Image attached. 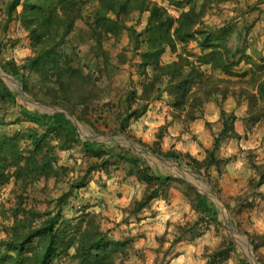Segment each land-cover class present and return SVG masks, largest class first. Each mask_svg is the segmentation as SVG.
Returning a JSON list of instances; mask_svg holds the SVG:
<instances>
[{"label": "trees", "instance_id": "16d2710c", "mask_svg": "<svg viewBox=\"0 0 264 264\" xmlns=\"http://www.w3.org/2000/svg\"><path fill=\"white\" fill-rule=\"evenodd\" d=\"M161 1L0 0L6 18L1 30L6 34L12 21H20L33 51L21 62L2 60L3 69L37 100L64 109L47 114L19 105L17 94L0 77L2 104L18 106V121L33 124L27 130L0 133V189L14 182L13 192L17 195L16 205L1 211L7 236L0 240V264H126L134 244L131 237L115 238L111 229L103 228L101 215L89 211V206L73 218L64 215L66 207L74 208L77 192L88 186L93 173L104 171L110 175L120 166L127 169L128 177L135 176L144 185L142 197L125 210L126 222L131 217L138 219L155 200L168 199L174 181L186 186L185 195L197 219L177 226L168 249L164 247L168 232L160 237L157 251L164 256L177 243L196 240L212 225L225 227L210 196L182 178L157 172L135 149L83 138L67 113L97 128V132H101L97 127L100 120L106 123V115L112 114L116 134H125L153 153L205 175L218 189V179L212 178L211 171L215 168L221 178L231 160L220 155L222 143L239 137V117L224 108L225 102L233 97L238 105H248L243 117L247 131L264 124V59H255L248 41L255 22L248 24L247 19L240 24L237 18H231L224 25H213L206 21L209 10L227 2L242 4V0ZM164 2L181 8L180 15L174 16ZM261 3L263 0L250 5L249 13ZM136 13H148L142 30L130 24ZM79 21L84 26H79ZM125 33L130 38L129 48L140 57L139 82L137 86L129 85L116 100L106 94L105 82L115 68L106 42L112 38L118 42ZM82 46L90 48L86 52ZM168 51L176 55L169 62L164 59ZM128 59L123 56L121 63ZM243 63L251 67L239 73L237 68ZM165 97L170 100L173 121L185 128L203 118L211 102L220 106L223 129L204 158L176 149L165 150L160 141L150 145L130 132L131 123L145 116L153 102ZM163 136L159 134V138ZM78 147L88 162L83 175L73 179L57 200L51 199L55 203L49 202L46 211L27 205L30 188L42 179L60 183L66 175L68 168L60 165L59 152ZM250 163L255 175L249 179L244 194L225 200L234 214L241 215L264 202V161L251 155ZM204 224L208 227L203 228ZM246 234L258 261L264 264V233L250 230ZM205 253V264H228L234 256L242 264H250L232 235L225 236L213 249L206 247ZM156 262L162 264L160 258Z\"/></svg>", "mask_w": 264, "mask_h": 264}, {"label": "rangeland", "instance_id": "374dc122", "mask_svg": "<svg viewBox=\"0 0 264 264\" xmlns=\"http://www.w3.org/2000/svg\"><path fill=\"white\" fill-rule=\"evenodd\" d=\"M153 1H159L162 3L161 0H153ZM242 4L234 3V2H227L223 3L220 6H217L211 10H209L206 21L209 24L213 25H224L227 21H229L231 18H237L239 23L242 24L245 20H248V24L252 23V12L249 13L248 7L255 4H250L247 2V0H242ZM164 4L170 9V12L174 16H179L182 9L171 6L168 2H164ZM243 16V17H242ZM148 13L139 14L136 13L131 21L130 24H134L137 26L139 30H142L146 23H147ZM5 16L3 14V11L0 9V77L6 82V84L13 90L17 96H18V104L19 105H25L28 109L32 111H39L42 113L47 114H53L57 111H63L64 109L59 108L57 106H53L51 104L41 102L34 98L32 95L28 94L22 83L16 79L15 77L9 75L5 72L3 69L1 62L2 60H10L15 59L18 62L23 61L27 57L31 56L33 54V51L30 46V38L28 35V32H26L21 27V22L18 20H14L11 22V24L16 25L12 28V25L10 24V28L8 30V33L4 34V32L1 30L3 27V24L5 22ZM79 26H84L83 21H79ZM249 34L251 35L250 38H248L250 49L249 52L253 54L255 59L257 61H263L264 59V30L258 32L259 36L256 34V31H250ZM255 38V39H253ZM130 38L125 33L120 41L116 42L113 38L109 39L106 42V48L110 51V57L112 59V62L115 63V68L112 76L105 82V86L107 88L106 94L108 98H114L117 100V98L124 94L126 89L129 87V85L137 86L139 82V76L137 74L138 65L140 62V57L137 54H133L132 50L129 48ZM194 44L192 45V47ZM83 49L87 52L90 48V46H82ZM255 49V52H258L259 54L255 55V52L253 50ZM30 55H29V54ZM28 55V56H27ZM127 56L129 58L125 62L121 63L122 57ZM166 58V59H165ZM176 58L175 54H172L170 51L164 55L165 61L173 60ZM264 63V61H263ZM249 65H246L243 63L240 67L237 68L239 73H242L249 69ZM222 76V74H221ZM165 101H167L168 109L170 110V113L172 112V107L170 100L168 97L164 98ZM159 101V100H157ZM156 102V101H155ZM246 104V103H244ZM243 104V105H244ZM68 115L74 119L76 125L79 128V131L83 138L89 139V140H96L102 143H105L109 146H115L117 144L132 148L138 151L143 155V157L146 159L148 164L152 166L155 170H157L159 173L162 174H175L177 173L178 169L175 167L174 161H165L162 158H160L156 153L150 152L147 150H144V148H147L146 146L140 144L137 140L132 139L128 137L125 134L122 133H115L113 129L114 127V118L112 114L106 115V123L104 120H100L99 125L97 126L100 131L97 132V128L95 129L93 126L78 121L70 112H67ZM10 114V115H9ZM20 116V108L18 106L12 107V105H5L2 104L0 101V133L1 130L7 131V132H13L18 130H27L33 127V124L27 122V121H18ZM243 117V116H242ZM241 119L243 120V118ZM2 118V119H1ZM22 119V118H20ZM244 121V120H243ZM135 121L131 123L130 129L132 128V124H134ZM108 125V126H107ZM223 125V124H222ZM170 126L169 123L163 124L159 128H152V129H168ZM183 126V125H182ZM210 126V124H209ZM213 129V126H210ZM5 128V129H4ZM8 128V129H7ZM191 128V125L189 128ZM144 129H151L150 126L147 124V127L144 126ZM253 129H257V133H260V135L264 134V124H257L256 127ZM147 143V142H146ZM149 144V143H148ZM151 145V144H150ZM148 149V148H147ZM168 149V147H167ZM144 150V151H142ZM254 154H249V157ZM261 157L262 155L258 154L256 155V160L260 161L258 157ZM60 157V165L62 167L68 168V171L66 175L63 177L60 183H57L55 179L45 180L42 179L40 182H38L35 186L30 188L29 194H31L29 197L30 199L27 201V205L29 206H36V208L40 211H46L49 208V202H52L51 204L55 203V199L57 200L62 193H64L66 190L69 189L70 182L73 179H76L77 177H81L85 170L88 167V162L85 159L84 154L81 152V149L76 148L75 150L71 151H62L59 152ZM172 163V165H169ZM98 172L107 174L104 171H97L92 174L90 179L97 176ZM109 176V174H107ZM102 180L101 178H99ZM191 180L196 183L201 191L204 192V194L210 196L215 203L217 204L220 218L224 222V226L215 228V225H212L210 227V230L205 232V234H208V246H205L204 249L199 252L198 255L195 257H192V261H186L184 264H205L206 263V253L205 248L208 247V249H213L216 247L221 240L225 236L232 235L234 239L236 240L238 244L239 251L244 254V256L247 258V260L250 262V264H258V256L254 250V247L251 243V240L249 236L246 234V231H256L260 228L259 225H257V219L258 216L261 214L264 215V203L260 202L258 203V206H255L252 210H245L244 213L241 215L239 214H232L229 211V208L227 207L226 202L224 199L220 196V193L213 185L212 182H210L206 177L200 176L198 174H192ZM91 181V180H90ZM104 182V180H102ZM100 183V182H99ZM99 185V184H98ZM100 186V185H99ZM95 187V186H94ZM93 187V188H94ZM15 188L14 182H10L9 184L5 185L3 188L0 189V240L5 238L7 236V233L5 232L4 227V216L2 215L3 207L8 208L12 207V205H16L17 203V195L13 192ZM104 192L103 190H100ZM87 189H82L77 192L76 200L73 201V207H66L64 210V215L68 218L75 217L85 206L91 207H98L95 203V199L92 198L91 200H87L88 198H85L87 196H81L82 193H86ZM94 194V192H91ZM51 199H54L52 201ZM52 207V206H51ZM99 207H102L99 205ZM88 208V209H89ZM78 211V212H77ZM91 212L98 213L97 210L91 209L89 210ZM254 212V214H253ZM147 221L144 225L139 226V224L132 226L131 223H137L138 219L135 220V217H131L128 222L124 221L113 228H110L113 232V235L117 239L122 238H128L131 237L134 241L133 247H131V253L126 261V264H156L157 259L160 258V261L162 260V264H175L174 261L179 256L180 252L177 250V245L173 247L169 252L168 256H164L163 254L159 253L157 251L159 247V241L160 237L165 235L166 232H168V238L165 242V249H168L171 246L172 240L175 237V233L177 231V226L175 225L172 227V225L169 223L168 227H170L172 230L166 229V231L162 234H155L153 235V228L154 226L151 225L153 222L154 224L162 223L161 218H155L158 216L161 211L158 208H153L152 206L147 209ZM101 215V213H99ZM102 217V216H101ZM154 218V219H152ZM197 219V213H194L192 215V220L190 222L194 223V221ZM132 221V222H131ZM8 223L9 222H5ZM111 220L106 219V222L103 220L102 217V224L104 229H107L109 225H111ZM139 223V222H138ZM113 224V223H112ZM164 223H162L163 225ZM149 225L150 227L145 230H142L143 227ZM207 228L208 225L204 224L203 228ZM109 230V229H107ZM218 230V231H217ZM210 232V233H208ZM189 242H194L195 240H187ZM261 253L264 255V248L261 249ZM174 259V260H173ZM259 262V261H258ZM228 264H242L239 261L238 256H234ZM259 264H261L259 262Z\"/></svg>", "mask_w": 264, "mask_h": 264}, {"label": "crops", "instance_id": "0c3cea01", "mask_svg": "<svg viewBox=\"0 0 264 264\" xmlns=\"http://www.w3.org/2000/svg\"><path fill=\"white\" fill-rule=\"evenodd\" d=\"M258 1L259 0H247L248 3L251 2L250 4H256ZM252 17L251 21L255 22L254 29L259 36L258 32L262 29L264 30V0L263 3L259 5V8L252 12ZM11 25L12 28L14 26L16 27V25ZM224 108L227 111H234L239 117L236 122V131L238 132L239 137H231L224 140L220 149V155L222 157L231 158L226 167L225 173L221 178H218L217 170L214 168L211 171L212 178L218 179V191L225 201L226 199L230 200L243 195L249 179L255 175V171L250 163L249 154L252 153L255 156L260 154L262 156L258 157L261 159L259 162L264 161V134L260 135V133H257V129L247 131L245 128V123L241 117H244L246 114L248 108L247 104L238 105L235 98L231 97L225 102ZM166 123L170 124L168 129H152L159 128ZM209 123L210 126H213V129L209 126ZM147 124L151 129H144V126L147 127ZM132 128L133 129H130V132L144 142L155 145L160 141L162 148L165 150L176 149L182 152H190L194 156L202 159L206 155L205 151L213 147L215 137L218 136L223 129L221 123V108L216 102H211L206 108L204 117L196 120L191 125V128L184 129L181 123L173 121L172 115L167 106V101L163 99L153 102L147 114L140 120L135 121V123L132 124ZM160 133H163L164 135L162 138H159ZM166 160L167 159H165V161ZM170 160L173 159L168 158L167 161ZM173 161V165L177 167L178 171L175 174L170 173L167 175H173L184 179L204 194L199 186L191 180V176L193 173L204 177L206 176L181 166L175 160ZM169 165H172V163ZM178 165L181 166L183 170L179 168ZM97 174V176L90 179L91 181L88 186L84 188L85 190L87 189V192L82 193L81 196L83 197L85 195L87 196L85 198H88L87 200L91 201L92 198L95 199V204L98 207L94 206L89 208V210H97L98 213H101L105 222L106 219L109 218L113 223L107 227V229H110L124 222V218L127 216L125 210L131 207L136 199L142 197L144 185H142L135 176L128 177L127 169L123 166H120V168L113 171L109 176L100 172ZM99 178L104 180V182ZM206 178L209 180L208 177ZM185 189L186 186L176 180L168 190V199L160 198L153 202L152 209L158 208L161 211V213L155 218H161V222L164 223L162 225V223H158V220L156 224L153 222L151 223V225L154 226L152 232L153 235L156 233L162 234L166 229L172 230L168 227L169 223L174 227L175 225L186 224L192 220V215L196 213V210L186 197ZM100 190H103L104 192ZM91 192H94V194ZM99 205L102 207H99ZM147 209L139 215V223H131V227L134 226V224L142 226L147 219H150H146L148 214ZM229 211L234 214L230 209ZM135 220L137 219L135 218ZM257 225L261 228L258 232L264 233V215L262 216L260 214L258 216ZM147 227L149 228L150 226L147 225L143 227L142 230L147 229ZM207 244L208 234H203L194 242L183 240L177 243V250L180 254L174 263L184 264L186 261H192V257L198 255L199 252L201 253Z\"/></svg>", "mask_w": 264, "mask_h": 264}, {"label": "water", "instance_id": "95a60500", "mask_svg": "<svg viewBox=\"0 0 264 264\" xmlns=\"http://www.w3.org/2000/svg\"><path fill=\"white\" fill-rule=\"evenodd\" d=\"M136 149V148H135ZM144 150H147V151H149V149H147V148H144ZM144 150H142V151H144ZM151 152V151H150ZM158 155V154H157ZM160 158H162L163 160H165V159H167L168 160V158H166V157H164V156H161V155H158ZM178 167L179 168H181L182 170H183V168L181 167V166H179L178 165ZM257 263L259 264V262L257 261Z\"/></svg>", "mask_w": 264, "mask_h": 264}]
</instances>
